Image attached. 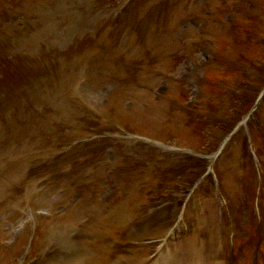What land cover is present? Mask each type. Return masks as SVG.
Returning a JSON list of instances; mask_svg holds the SVG:
<instances>
[{"label":"rangeland","instance_id":"obj_1","mask_svg":"<svg viewBox=\"0 0 264 264\" xmlns=\"http://www.w3.org/2000/svg\"><path fill=\"white\" fill-rule=\"evenodd\" d=\"M153 1L157 2V1H162V0H153ZM122 2H123V0H102V2H99L98 0H67V3L65 6H67V9H68L69 6L75 5V6H79L81 8V11L85 10L84 13L82 11L81 14L78 13L80 10H78V12H77L82 18L81 20L84 23V28L87 27V22H91V23L92 22L93 23L98 22V23H100V25L104 29H107V26L109 25V21L102 22L103 18L106 16V14L103 13V11H102L103 8L106 9L105 11H109L111 13V11L113 9H115L114 5L120 4ZM36 5L39 6V4H36ZM36 5H28V11H25L22 14H20L19 16L21 18L19 17L18 20H14V21H16V22H18L20 20L23 21V18L31 17L33 15V12L36 10ZM47 6L51 7V9H47L46 12L41 14V17L42 18L51 17L56 22L59 21L60 16L63 15L62 12L60 11V9H56L50 5H44V7H47ZM94 12H99V15L97 17H93ZM196 12H197L196 14L199 13L198 11H196ZM92 18H93V21L91 20ZM75 19H79V16L76 14L71 15L70 11L67 10V38H70L71 36L74 38V36H75L76 26H75L74 22L72 21ZM30 22H36V20H34V19L29 20L28 23H30ZM4 23H5V21H4ZM1 29H2V33L0 34V40L3 41L5 39L9 38L7 36V24H4L1 27ZM10 29H11V27H9V30ZM18 34H19V37L17 40H15V42H14V40H11V37H10V40L13 43H16L17 45H19L21 48L27 50L28 54L36 53L37 50H39L41 48V45L43 43H45V41L48 39V37H46L42 32H40L36 28H35V31H31L28 29L22 30V31H19ZM89 36H90L89 33L85 34V37H89ZM52 38L54 39V38H56V36L53 35ZM133 39H134V37L131 34H127L120 39V41H119L120 45L119 46H112L111 47V44H109V46L107 48H105L104 51L102 52V53H105L103 59L108 60V59H111L110 56L115 58L116 55H118V53H119V55H121L122 52H129L130 48L125 47V43L127 41H130ZM8 44H6V46ZM11 47L13 50L17 51L15 49V44H13V46H11ZM139 50H140L139 48L135 49L134 53L138 54ZM126 56H127V53H126ZM96 65L97 64H95V66ZM68 80H69V77L67 79V82H68ZM75 80H76V77H75ZM108 84L111 85V87H112L115 84V82L108 81ZM118 86H119V83H117L114 88H118ZM159 86L161 87V85H159ZM157 90H159V89H157ZM165 91H166V88L163 87L161 93L163 94V93H165ZM118 92H120V91L118 90ZM120 93H121V95H123L125 93V91L120 92ZM49 96H51V95L49 94ZM84 97L88 98V94H86ZM10 98L12 100L11 101V107H10L11 110L10 109H7V110H10L9 113L19 112L17 110L20 108V105L22 102V97L19 95H10ZM46 98L47 99H45L44 96H41L40 92L37 90H35L30 96L31 101H37V100L46 101L49 99L48 96H46ZM122 98L123 97H119V98L116 97L113 100V102H111V105H104V109H109L110 106H112V108L118 112V116L113 120V122H122L125 119H128L129 117H135L136 119H139L140 121L141 120H147V122L152 123L156 117L161 116L159 112L156 114L154 113L156 110V107L157 108L160 107L161 103L157 102L152 97H148V98L146 97L145 98V100H146L145 102L147 104H150V105L148 107H146L145 109L141 110L137 114H134V112H135L134 110H132V109H130V108H128L122 104L123 103ZM88 99H90V98H88ZM3 103L4 104L7 103V99L4 96H0V105L1 104L3 105ZM102 110H103V107H102V104H100L98 106V111H102ZM104 116L108 118V115L105 113H104ZM55 117L59 118V121H58L59 123L67 121V114L66 113H65L64 117H61L59 114H56ZM13 123H15V118H13ZM74 126H77V124L74 123ZM79 127L80 128L82 127V125L80 123H79ZM72 130H73V128L71 126L67 130V137H69V134L71 133ZM51 133L52 132H51L50 128H48V129H45L44 131H42L37 136H39L42 140H46L49 137V140H52L53 143H56L58 136L56 134H53L52 136H50ZM43 135L46 136V138H43ZM134 142H135L134 140L130 141L125 137H119V136L115 137L111 142L113 144V147H112V152H113L112 158L114 159L113 162H117V161L121 160V158L123 160H125L126 156H128L131 153V152L127 151L128 146L130 147L131 150H134L137 148ZM40 146L42 147V150H37L38 153H47V150L50 149V146H47V148L45 150H43L44 149L43 142H40ZM90 153H92V152H89V154ZM113 162L111 160L106 162L105 173H104L106 178H110L113 175L111 172L116 168V166L114 165ZM71 163L74 164L75 163L74 160H73V162L69 161L67 163V166H69ZM8 167L10 168V165H5V172H6ZM16 169H17V167H15L14 169L12 168L10 170H7V173H11V172H13V173L11 175L5 177L0 182V188L4 187L6 184L10 183L13 179L15 180V184L18 185L19 176L21 175L22 172L18 168V172L15 173ZM3 173H4V168L1 167V161H0V174H3ZM50 177H51L50 175H46L39 182V184L36 183L39 185L37 187L38 188L37 192H39L41 194H42V192H45V194H48V190H51V188H53V186H52V184L48 185L47 182H49V180H53L55 178V177H53V178H50ZM23 186H26V184ZM30 186H31V182H30ZM30 186H29V188H30ZM33 191H35V189ZM8 200H9V197L6 198L5 196L0 195V205L1 204L2 205L7 204ZM47 200H49V199H47ZM76 200H77V197L74 196V191L72 189H70L68 192L63 194V196H59L58 198H56L52 201H49L50 203L43 204V206H39L36 208L42 209V211H45L46 212L45 216L50 215V216H52L51 218L56 217V219H59V217L63 216V214H64L63 212L66 209H68L71 205H73V203H75ZM40 202H42L40 199L36 200V203H40ZM68 205H69V207H67ZM19 218H20V216H18V213H14L12 211H9L7 206H6V210L0 211V221H1V223H0V233H1L0 236H1V238L0 239H3L4 236H7V237L11 236L13 230L16 228L17 221ZM72 219L77 220L75 218H72ZM71 222L72 221L70 220L69 223H71ZM69 223H68V225L70 227H73V223H72V225H70ZM49 225L50 226L52 225L55 229L60 228V225L57 221L56 222L51 221V223ZM65 226H67V225H65ZM51 231H52V229L48 230L46 232H43L42 237L46 238V237L50 236ZM221 238L222 237L219 238V237L210 236V241L208 244H205V248L201 247V249H198L199 246H194L193 249L190 251H183L182 252L183 257L181 259V262L191 263V262H195L197 260H200V261H202L203 264H213L212 261L216 257V253H217L216 251L218 250L219 244L221 243ZM182 242L183 243L179 244V245H177V243H173L172 247H174L176 249L178 246H180L182 249H187V246H186L187 241L184 240ZM153 252H154V250H153ZM156 260H157V258L153 259V261H156ZM85 263H86L85 260H81L79 262H70L68 264H85Z\"/></svg>","mask_w":264,"mask_h":264}]
</instances>
